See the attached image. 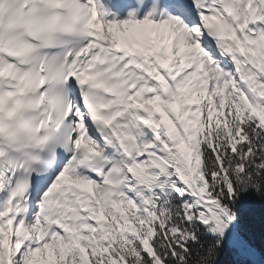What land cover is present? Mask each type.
I'll use <instances>...</instances> for the list:
<instances>
[{
  "label": "snow or ice",
  "instance_id": "obj_1",
  "mask_svg": "<svg viewBox=\"0 0 264 264\" xmlns=\"http://www.w3.org/2000/svg\"><path fill=\"white\" fill-rule=\"evenodd\" d=\"M0 264H264V0H0Z\"/></svg>",
  "mask_w": 264,
  "mask_h": 264
}]
</instances>
